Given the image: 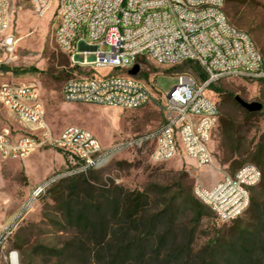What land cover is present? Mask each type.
<instances>
[{"label":"rangeland","instance_id":"rangeland-1","mask_svg":"<svg viewBox=\"0 0 264 264\" xmlns=\"http://www.w3.org/2000/svg\"><path fill=\"white\" fill-rule=\"evenodd\" d=\"M9 1L11 25L7 32L0 34V89L3 85L36 86L47 121L57 132L67 126H78L94 134L103 146L110 147L127 136L144 135L165 123L163 101L177 86L179 75L189 74L201 82L198 63L158 65L143 60L138 78L153 95L146 107L123 110L67 103L62 90L68 79L75 75L102 76L112 71L87 73L71 68L68 55L51 38L60 0H55L43 17L35 13L31 0ZM225 13L235 27L251 35L264 57V0H226ZM11 38L17 41L13 52L7 46ZM102 50L109 48L102 46ZM207 96L218 105L221 116L209 144L213 164L205 169H199L194 161L184 157L153 162L150 151L144 148L117 153L84 176L70 172L79 166V161L58 149L43 148L17 161L0 157V225L12 228L6 248L0 251V264H9L12 251L18 252L20 264H110L109 247L114 248L117 239L122 238L116 223L118 218L106 216L108 213L102 210L95 217L102 228H92L78 226L72 217L78 213L77 203L84 204L89 192L93 203L106 208L108 200L120 201L125 192L146 193L153 210L177 201L178 240L182 234L194 230L195 257L217 238L228 237L233 231L250 225V208L235 221L219 224L206 207V216L195 223L189 199L196 198L194 187L198 184L209 189L226 176H236L246 164L257 166L255 155L264 147V110L250 115L236 102L235 96L264 105V80L224 78L209 88ZM26 128L0 102V131L27 136ZM53 177L57 180L48 192L28 205L29 196L38 186L36 182L41 179L44 183ZM74 178L86 181L90 188L77 187L73 195L75 215H69L71 218L63 200L72 193ZM258 190L257 185L251 197ZM260 255L258 264H264V253Z\"/></svg>","mask_w":264,"mask_h":264},{"label":"built area","instance_id":"built-area-1","mask_svg":"<svg viewBox=\"0 0 264 264\" xmlns=\"http://www.w3.org/2000/svg\"><path fill=\"white\" fill-rule=\"evenodd\" d=\"M55 0H31L39 17L45 16ZM226 0H60L52 40L66 53L71 67L81 71L111 70L105 75H75L62 90L70 104L139 110L153 99L148 86L129 71L141 61L158 65L198 63L207 80L197 82L189 74L178 76V84L164 98L165 123L141 136H127L110 147L91 132L67 126L56 132L48 123L40 92L34 85H3L0 102L32 134L15 138L0 131V156L24 160L35 151L53 148L79 161L71 173L87 175L115 154L136 148L150 151L153 162L176 157L194 161L199 169L213 164L209 144L221 112L207 96L211 85L224 79L264 80V57L249 33L235 27L225 13ZM11 25L10 1L0 0V34ZM17 41H7L13 52ZM107 46L108 51H103ZM88 73V72H87ZM69 172V173H70ZM262 179L257 166L245 165L234 177L219 184L194 187L196 198L214 214L217 223L239 218L249 207L251 191ZM57 180L38 185L28 205L45 195ZM12 228L0 230V251L6 248ZM17 251L9 253V264Z\"/></svg>","mask_w":264,"mask_h":264},{"label":"trees","instance_id":"trees-1","mask_svg":"<svg viewBox=\"0 0 264 264\" xmlns=\"http://www.w3.org/2000/svg\"><path fill=\"white\" fill-rule=\"evenodd\" d=\"M198 71L201 83L206 81L207 75L202 67ZM255 156L257 166L262 171V179L258 184L259 190L254 191L250 201L252 222L246 228L233 231L228 237L212 241L197 257L193 250L194 230L182 234V238L178 240L177 201L170 206L153 210L149 207V196L146 193L125 192L120 201L108 200L109 207L106 208L93 203L87 189L89 196L85 198L84 204L77 203L79 209L75 215L74 192L79 186L90 188L86 181H77V177L72 181V193L67 200H63V206L68 216L75 215L72 217L78 226L100 228L102 224L95 217L102 210L108 213L106 216L118 218L116 223L122 238L117 239L114 248L109 247L110 264H258L261 262L260 254L264 253V147ZM189 201L193 209V220L199 223L206 216L207 206L194 197Z\"/></svg>","mask_w":264,"mask_h":264},{"label":"water","instance_id":"water-1","mask_svg":"<svg viewBox=\"0 0 264 264\" xmlns=\"http://www.w3.org/2000/svg\"><path fill=\"white\" fill-rule=\"evenodd\" d=\"M140 70L141 67L137 64L132 70L129 71V75L137 76L140 73ZM235 100L241 107H243L249 113H258L264 110V105L260 102L248 103L239 96H235Z\"/></svg>","mask_w":264,"mask_h":264},{"label":"crops","instance_id":"crops-1","mask_svg":"<svg viewBox=\"0 0 264 264\" xmlns=\"http://www.w3.org/2000/svg\"><path fill=\"white\" fill-rule=\"evenodd\" d=\"M66 54V53H65ZM72 68V67H71ZM74 69V68H73ZM79 70V69H78ZM57 132V131H56ZM26 134L27 135H30V134H32L31 133V131L29 130V128H26ZM14 135V134H13ZM21 136H24V135H22V134H16V135H14V137L15 138H20ZM1 157V156H0ZM43 182V180H38L37 182H36V184H35V186L36 185H39V184H41ZM3 229H5V227L4 226H2V225H0V230H3Z\"/></svg>","mask_w":264,"mask_h":264},{"label":"bare ground","instance_id":"bare-ground-1","mask_svg":"<svg viewBox=\"0 0 264 264\" xmlns=\"http://www.w3.org/2000/svg\"><path fill=\"white\" fill-rule=\"evenodd\" d=\"M12 264H18V262H17V260H16L15 256H13V259H12Z\"/></svg>","mask_w":264,"mask_h":264}]
</instances>
